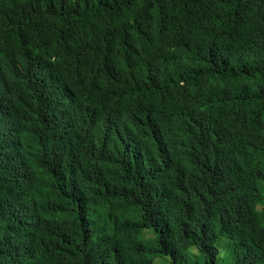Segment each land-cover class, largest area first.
Listing matches in <instances>:
<instances>
[{
	"label": "trees",
	"instance_id": "obj_1",
	"mask_svg": "<svg viewBox=\"0 0 264 264\" xmlns=\"http://www.w3.org/2000/svg\"><path fill=\"white\" fill-rule=\"evenodd\" d=\"M9 36L51 71L0 59V114L27 102L57 144L0 151V264H264V0H0ZM183 83L199 129L134 118Z\"/></svg>",
	"mask_w": 264,
	"mask_h": 264
},
{
	"label": "clouds",
	"instance_id": "obj_2",
	"mask_svg": "<svg viewBox=\"0 0 264 264\" xmlns=\"http://www.w3.org/2000/svg\"><path fill=\"white\" fill-rule=\"evenodd\" d=\"M235 34L236 32L233 33V36L229 40H224L222 36L217 37L215 39L221 44L228 43L230 41H239V38L241 37H238ZM7 41L11 45V47L8 50L4 51L2 55H0V59L4 62L7 67L11 68L12 70L20 69L26 72L28 71V68L26 67L32 65L29 63L38 61L35 59H26L27 52H18V50L15 48L16 44L12 36H9ZM164 64L165 70L170 69V60L165 62ZM32 66L37 68L38 70H44L46 72L51 71L44 67L37 66L34 64ZM182 85L188 86L197 94L195 100L185 99V104L179 105L173 109L169 107L167 100L157 99L153 102H146L144 114L142 116L133 115L134 118L139 122L141 121V118H143L144 126L148 130L153 132L157 129L158 125L160 124L164 126H172L180 132H185L190 129H199V123L204 122L203 117L209 112V105L206 101L207 93L194 90L193 84L183 83ZM6 99L7 98H3L0 100L5 101ZM18 107L24 113V125L18 129L15 136H13L7 143L0 146V151L9 152L10 155L21 152L24 149L25 144L27 143V140L24 135V131L26 129L35 132L39 138V142H41V139L43 137L44 146L46 147V149L49 150L51 157L54 158V151L57 141L54 137L48 135L53 131L54 125H52V122L48 124L43 123V121L40 124H34L32 122H29L28 119L32 116L33 111L32 107H30L27 102H24L20 105H17L16 103L13 107L14 110L12 112H7L6 108H3V115L0 114V138H3L8 134L10 123L17 118ZM195 114L198 115V118L196 119L197 122L195 124L187 126V118ZM7 116L11 119L10 122L5 121V118ZM219 117L223 121V124L230 125L231 114H221ZM69 132L78 139L80 145L82 146L81 136L71 131Z\"/></svg>",
	"mask_w": 264,
	"mask_h": 264
},
{
	"label": "rangeland",
	"instance_id": "obj_3",
	"mask_svg": "<svg viewBox=\"0 0 264 264\" xmlns=\"http://www.w3.org/2000/svg\"><path fill=\"white\" fill-rule=\"evenodd\" d=\"M156 264H160V263H159V258L156 260Z\"/></svg>",
	"mask_w": 264,
	"mask_h": 264
}]
</instances>
